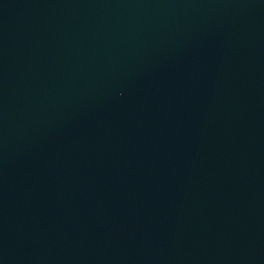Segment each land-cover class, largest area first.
Wrapping results in <instances>:
<instances>
[{
    "label": "water",
    "instance_id": "1",
    "mask_svg": "<svg viewBox=\"0 0 264 264\" xmlns=\"http://www.w3.org/2000/svg\"><path fill=\"white\" fill-rule=\"evenodd\" d=\"M0 264H264V0H0Z\"/></svg>",
    "mask_w": 264,
    "mask_h": 264
}]
</instances>
